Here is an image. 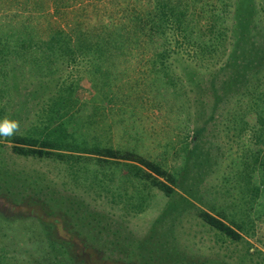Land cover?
<instances>
[{"label": "rangeland", "instance_id": "1", "mask_svg": "<svg viewBox=\"0 0 264 264\" xmlns=\"http://www.w3.org/2000/svg\"><path fill=\"white\" fill-rule=\"evenodd\" d=\"M152 2L0 0V118L19 120V135L35 137L64 123L65 139L133 151L177 178L165 195L134 162L97 161L84 151L17 155L11 138L0 139V252L11 264H48L56 249L69 264H264V208L248 177L261 165V155L249 152L251 115L241 129L242 115L253 112L245 91L264 84V0H202L222 17L200 37L193 26L206 21L205 12L190 4V44L181 46L170 25L159 33L171 46L161 56L171 64L162 80L134 18L150 17ZM19 25H53L73 49L54 50L49 62L38 48L49 35H27ZM115 25L127 32L126 43L94 65L98 53L90 48ZM202 40L212 49L193 48ZM77 42L84 58L73 56ZM230 52L237 61L226 66ZM80 206L83 220L72 219ZM200 210L236 220L242 238L221 235Z\"/></svg>", "mask_w": 264, "mask_h": 264}, {"label": "trees", "instance_id": "2", "mask_svg": "<svg viewBox=\"0 0 264 264\" xmlns=\"http://www.w3.org/2000/svg\"><path fill=\"white\" fill-rule=\"evenodd\" d=\"M153 1L154 2L152 3L154 4V6L152 7L153 10L151 11L152 14L150 17L145 19L142 16H139L138 13H136L134 15V18L138 20L140 24L143 25L142 31H146L147 33L145 35L146 44L149 43L150 47L156 51V73L160 75L158 77L162 80L166 77L162 76V73L166 74L169 71L168 66H171V64L167 63V61L165 60H162L161 56L166 50L171 49V46L168 40H166V38L164 37L165 34L159 35V33L164 32L166 26H172L174 30L180 32V35L183 36V42L185 44H180L181 46L184 45V47H186V45L190 44V39L192 38V36L188 33L189 22L187 19V17L189 16L188 10L190 4H193L195 7L198 6L199 8H201L200 12H205L204 20L206 21H198L193 26L194 30H196V33L199 34V37L200 35L205 36L206 32H208V35L213 27L215 29V27L217 26L215 22L218 21L222 17V15L221 13H215L216 11L208 13L207 10H204V8H202L204 5L199 4L200 2H202V0H189V4H187L185 1L183 2V0ZM216 1L221 2L222 0H215V4H217ZM211 7L213 11L214 6ZM24 28L26 31L22 28L21 25H19V27L16 29L21 32H25L24 34L27 35H30L32 33L49 35L48 38L44 39V41H40L38 44V48H40L41 50L44 49L43 52H46V54L43 53V58L49 62L50 59L55 56V53H53L54 50H61L65 49L66 47L73 49L70 44L71 40H63L60 37L61 31L59 29H56V27L53 25H50V28H46L41 31L26 28L25 26ZM0 34H5V31H1ZM126 34L127 32L123 30L121 26L115 25L114 28L108 29L107 33L104 35L105 37H103L102 43H97L94 48H90L93 52L98 53L95 54L97 56L93 55L94 59L91 60L93 61V64H98V60L101 58L102 54L104 55L103 51H119L122 45L126 43ZM209 38L210 40L215 39L213 36H209ZM193 39L196 38L193 37ZM194 47L197 50L206 49V51H208L209 49H212L213 43H209L208 41H206L205 43V40H202L200 41V43H195V46H193V48ZM4 48L5 45L3 48H0V50L3 51ZM75 48L77 49L78 53H73V56L75 57L76 54V57L84 58L85 56L82 53L84 49L80 46L79 42L76 43ZM228 56H230V59L232 60L230 62H227L225 64L226 66L237 61V56L234 53L230 52ZM242 63H244L243 65L248 66L251 62L250 60H246V63L245 61ZM45 65L47 64H38L39 67H43ZM243 65L241 66L243 67ZM244 94L246 96L248 95L250 101H252L250 107L248 108V111L252 110L253 112L246 113V115H242L243 122L241 120V129L242 131L245 130L244 127L247 125V119L249 115H251L253 117L252 136L255 140V146L253 145L254 147L250 148L249 152L250 156L252 157H259L261 155V165H259L257 169V174L255 175L253 173H248V177L250 180H252V184L255 183V191L253 193V196H255L257 206L260 205L261 201V205L264 208V84L256 83L252 85L251 89H247ZM57 129L59 130L58 134L56 133V131H54ZM61 129H66L64 123H59L58 127L55 128L53 131H46L45 126L44 129H41L39 136L36 137L27 135H16L10 140V142L12 143L11 149L17 155L36 156L39 158L56 157L58 159H60L61 157H65L67 155L66 152L84 151L91 155H95V159L97 161H101L102 159H116L134 162L135 165L139 166L137 167V169L141 171V178L145 181H149L151 186L161 190L165 195H170L173 192V187L177 185V178L175 174L172 171H169L166 167H163L162 164L156 162L155 160L144 157L133 151L120 150L110 146H99L98 144L85 146L82 143L79 144L77 142L71 141V139H65L66 135L62 134ZM54 134H57V136ZM251 187L249 190L250 192L253 191ZM36 192H38L36 194H38L39 196L44 191L38 189V191ZM79 212H81V206L79 210H75V212H73V216H71L72 219L76 218L78 220H83L84 215L82 213L80 214ZM198 216L204 221L205 224L215 229L221 235L229 238L230 240L237 241L242 238L241 233L243 232V227H241L236 220H226V216H224V214L214 215L205 210H200L198 212ZM64 251L66 252V250ZM62 254H64V252L59 249L53 251L51 253L52 261L48 262V264L72 263L71 261L62 259ZM0 264H11V261L7 259L6 253L0 252Z\"/></svg>", "mask_w": 264, "mask_h": 264}, {"label": "clouds", "instance_id": "3", "mask_svg": "<svg viewBox=\"0 0 264 264\" xmlns=\"http://www.w3.org/2000/svg\"><path fill=\"white\" fill-rule=\"evenodd\" d=\"M21 133V123L7 115L0 118V139L8 140Z\"/></svg>", "mask_w": 264, "mask_h": 264}]
</instances>
